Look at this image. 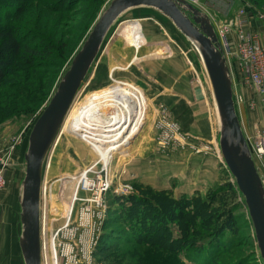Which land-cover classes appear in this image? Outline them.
Returning a JSON list of instances; mask_svg holds the SVG:
<instances>
[{
    "label": "rangeland",
    "instance_id": "obj_1",
    "mask_svg": "<svg viewBox=\"0 0 264 264\" xmlns=\"http://www.w3.org/2000/svg\"><path fill=\"white\" fill-rule=\"evenodd\" d=\"M60 1L25 0V8L16 19V22L24 29L36 30L38 33L54 36L56 44L62 47V51L55 54V58L46 60V63L36 70H23L22 67H16L15 72L12 73L13 69L9 74L8 82L0 87V153L13 154L17 149L14 156L16 166L22 161L20 149L23 143L21 144V141L24 142L32 124L53 95L72 57L110 0H79L74 4L75 6L73 3L65 6V2L60 4ZM210 6L208 14L218 23L233 20L237 12L243 8L248 9L251 15L264 18V0H228L225 4L213 1ZM67 7L71 8L67 9ZM137 13L139 12L125 15L122 21L138 19L133 23L139 26L138 31L142 36L147 38L144 33L157 28L159 32H156L160 34V37L165 38L167 43L177 42L176 50L182 49L178 35L165 18L156 15L154 18L148 19L146 13ZM114 31L74 107L78 110L89 96L96 92L112 88L113 85L127 83L135 87L144 98L146 102L144 116L140 121L139 129L112 155L108 166L104 164L102 155L91 144L81 140L73 133L72 119L68 122L66 130L63 129L64 131L50 156L45 176L46 263L53 264L52 252L54 249L51 246V241L53 243L54 237L67 233L64 230L70 228L72 222H81L82 218L81 210L77 211L79 202L73 205L74 198L71 200V207L69 206L70 214L64 215L65 203L61 200L62 178L83 175L82 172L88 168L91 169V174L95 175L94 173L98 170L108 167L109 171L106 174L110 187H112L109 188L107 195L106 192H103L102 199L107 206L105 212L107 210L106 217L109 215V223L106 226L104 223L101 235L108 233L105 243L107 248L96 253V264H195L191 255L175 256L161 250L144 249L129 241L127 233L123 229L121 234H115L119 232L118 229H121V226L115 221L119 209L115 204V199L125 194L123 192L133 193L136 183L150 185L157 190L168 188L173 190L176 196L183 194L191 196L196 193L204 196L210 188H216L223 184L226 168L221 162L218 149H216L215 138L211 137L206 141L192 136L185 130L181 121L173 116L168 103L163 99L160 86L154 82L157 79L153 78L150 73L153 71V65L147 66L148 69L146 67L149 56L154 55L157 50L159 52V48L143 46L140 49L137 45H131L126 35L122 34L123 31L132 32L130 33L131 37L137 43L138 39H136L135 31L131 25L120 28L116 34H113ZM172 51L174 52V50ZM138 54L141 57L140 63L129 65L132 58ZM160 54L163 58L168 57V55ZM158 57L160 56L158 55ZM190 59L191 78L197 83H193V87L198 94L205 95V98L209 100L205 84L202 83L203 88L198 83L202 82V78L197 64L191 57ZM24 93L27 94V97H24ZM249 97L250 92H248ZM197 105L198 102L193 100V109ZM206 108L201 113H207L211 119L212 114L209 106ZM245 108L248 117V119L246 117L247 131L253 134L257 128L264 125V120L260 112ZM250 116L254 118L253 122H247ZM169 122L177 127L174 131L175 135H173L174 132L170 135L169 142L171 143L168 146L162 143L164 141L161 138L165 137L166 132L161 129ZM186 146L191 147L186 149ZM184 149H186L185 152L182 151ZM212 162L213 164L218 162L217 172L212 167ZM16 166L8 173L6 172V184L0 192V264H17L19 262L18 257L14 255L17 247L15 231L19 233L17 203L19 176ZM205 175H208L206 177L209 178L208 187H203V191H194L196 190H193L194 185H203ZM82 184L80 182L77 184L76 197L78 196L80 201L87 200L89 204H92L93 202L90 201L92 195L81 194L80 186ZM93 196L97 197V195ZM238 203L241 208L235 212L240 217L238 221L241 225L240 235L232 240V245L222 247L221 254L210 256L206 264H262L252 225L245 222L247 209L243 208L242 197L239 198ZM52 211H57L60 215H54ZM79 225L80 227L84 226ZM120 235H122L121 238H118ZM57 243H59V239ZM47 246L49 254L46 252Z\"/></svg>",
    "mask_w": 264,
    "mask_h": 264
},
{
    "label": "water",
    "instance_id": "obj_2",
    "mask_svg": "<svg viewBox=\"0 0 264 264\" xmlns=\"http://www.w3.org/2000/svg\"><path fill=\"white\" fill-rule=\"evenodd\" d=\"M150 10L165 18L188 48L208 91L218 154L236 184L264 264V181L254 159L237 103L233 73L211 16L188 0H110L62 74L50 100L21 147L17 173L19 233L17 264H47L45 257V176L68 114L104 47L131 12ZM164 19V20H165ZM166 21V23H167ZM264 31V24L257 23ZM16 210V209H15ZM17 254V255H16Z\"/></svg>",
    "mask_w": 264,
    "mask_h": 264
},
{
    "label": "trees",
    "instance_id": "obj_3",
    "mask_svg": "<svg viewBox=\"0 0 264 264\" xmlns=\"http://www.w3.org/2000/svg\"><path fill=\"white\" fill-rule=\"evenodd\" d=\"M24 1L0 0V87L8 82L9 74L16 67L36 70L62 51L54 36L24 29L16 22L25 8ZM62 2L65 6L72 3L75 6L79 0ZM225 170L223 184L210 188L204 196L200 193L176 196L171 189L157 190L136 183L133 193L115 199L119 208L115 221L121 226L115 234H121L123 229L129 241L144 249L175 256L191 255L195 264H206L210 256L221 254L220 249L232 245V240L240 235V217L235 211L241 208L237 204L241 196ZM245 222L251 224L247 212ZM108 223L109 215L105 226ZM107 234L101 236L98 252L107 248Z\"/></svg>",
    "mask_w": 264,
    "mask_h": 264
},
{
    "label": "built area",
    "instance_id": "obj_4",
    "mask_svg": "<svg viewBox=\"0 0 264 264\" xmlns=\"http://www.w3.org/2000/svg\"><path fill=\"white\" fill-rule=\"evenodd\" d=\"M188 1L205 11L207 10L206 12L210 10L209 7H211L210 5L213 1L222 4L228 2V0ZM259 21L264 24L263 17L251 15L248 9L243 8L237 12L233 20L222 21L220 23L214 21V23L233 73L240 112L245 106L256 110V112H260L264 120V31L256 24ZM246 92H250L249 98ZM176 127L177 125H171L170 122L168 125L162 127L163 129L161 130H165L166 132L165 137L161 138L164 141L162 143L170 145V135L173 134ZM246 135L264 181V125L257 128L253 134L246 133ZM22 143L23 140L21 141ZM16 150L13 154L0 153V192L6 184V172L8 173L14 167ZM101 171L102 174H100ZM105 171L106 169L103 167L102 170L95 172V175L91 174L92 171L89 168L82 172L83 175L96 182V186L92 187V189L85 186L84 181L81 182L83 184L80 186L81 194L92 195L90 198L92 200L90 201L93 203L89 204L87 200L80 201L78 199L79 205L77 206V211L81 210V222H72L71 227L64 230L67 233L54 237V259H56V264H96L95 256L98 252L102 228L107 218V210L105 212L107 206L102 199V194L106 192L107 195L109 188L111 189L112 187H110L106 174L108 171ZM127 192H123L125 194H122V196L131 193ZM93 195H97V197L94 198ZM100 212H102L101 216L99 215ZM79 224L84 226L80 227ZM58 239L59 243H57ZM59 247L61 248L59 249Z\"/></svg>",
    "mask_w": 264,
    "mask_h": 264
},
{
    "label": "bare ground",
    "instance_id": "obj_5",
    "mask_svg": "<svg viewBox=\"0 0 264 264\" xmlns=\"http://www.w3.org/2000/svg\"><path fill=\"white\" fill-rule=\"evenodd\" d=\"M72 108L63 129L66 130L68 122L72 119L73 133L81 140L91 144L102 155L104 164L108 166L112 155L139 129L146 103L139 91L126 83L125 85H113L112 88L96 92L89 96L78 110L75 107ZM104 169L109 171L108 167ZM100 174H102V171ZM61 181L63 186L61 200L65 203L64 215L70 214L72 198H74L73 205L78 203V196L76 197L77 193L75 191L79 182L84 181V185L91 189L96 186V182L86 175L81 176L80 174L77 177L67 176L62 178ZM74 195L75 197H73ZM52 213L60 215L57 211H52ZM51 246L53 249L55 248L54 239L53 243L51 241ZM46 252H48V246ZM52 255L53 264H56L54 252H52Z\"/></svg>",
    "mask_w": 264,
    "mask_h": 264
},
{
    "label": "crops",
    "instance_id": "obj_6",
    "mask_svg": "<svg viewBox=\"0 0 264 264\" xmlns=\"http://www.w3.org/2000/svg\"><path fill=\"white\" fill-rule=\"evenodd\" d=\"M137 12H139L137 14L146 13L145 15H147L146 17H148V19H151V17L154 18V16H156L150 10H146V11L142 10V11H137ZM208 13H209V10H208ZM136 21H138V19H136ZM130 25L133 27V30L135 31L134 35L136 36V39H138L137 43L135 42V40H133V37H131L130 33L132 32L123 31L122 34L126 35V38L131 45L133 46L137 45L138 48L140 47V49L143 46H146V47L152 46L154 48L157 47L160 50L159 52L157 50V52H155L154 55L149 56L150 58L148 57L149 59H148V63L146 67L149 65H153L152 66L153 71L150 72L152 74L151 76L157 79L154 82L160 86V92L162 93L163 99L168 103L169 108L173 112V116L181 121L185 130L191 133L192 136H197L206 141L210 140L211 137L215 138V128H214L212 116H211V119H209L207 113L202 114L203 109H207L206 107L208 106H209L210 113H211L210 103H209L208 98H205V95L198 94L196 89L193 87V83H196V81H194L191 78L192 71L189 67V64H191V59H190L191 55L188 54V48L185 45L184 41L179 38V42L181 43L180 45L182 46V49L180 48V50H176V46H178V44H176L177 42L167 43L164 40L165 38L160 37V34L158 33L159 31L157 30V28L144 33L147 38H150V39H147L145 38V36H142L140 34V32L138 31L139 26L134 24L133 22H128L124 26H130ZM172 50H174V52ZM160 53H162V55L165 54V56L168 55V57L163 58ZM158 55L160 57H158ZM140 59L141 57L138 54V56H135L132 58L129 65H131L132 63L133 64H137L138 62L140 63L141 61ZM198 83L202 85L201 81H199ZM246 95H248V92H246ZM193 100H195V102L196 101L198 102L197 107L194 108L196 109L195 111L192 106ZM147 109H148V104H147ZM197 110H200V112H197ZM142 115L144 116V113H142ZM241 117H242L245 132L251 133L247 131L248 130L246 126L247 112H246L245 107L242 108ZM249 121L253 122L254 118L250 116V119L247 122ZM215 141H216V138H215ZM190 147L191 146H186L185 148L188 149ZM186 149L182 151L185 152ZM20 152H21V149H20ZM217 164H213L212 162V167L214 168L216 172H217ZM206 176L208 175H205V177ZM199 180L201 181L200 178ZM208 182H209V178L208 177L204 178V183H203L204 186L194 185L193 190L196 189L194 191H198V190L203 191L204 190L203 187H208V184H207ZM163 189H168V188H163Z\"/></svg>",
    "mask_w": 264,
    "mask_h": 264
}]
</instances>
